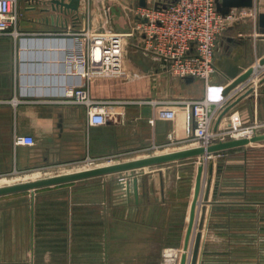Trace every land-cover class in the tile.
<instances>
[{"label":"crops","instance_id":"1","mask_svg":"<svg viewBox=\"0 0 264 264\" xmlns=\"http://www.w3.org/2000/svg\"><path fill=\"white\" fill-rule=\"evenodd\" d=\"M128 1L136 2L132 6L138 0ZM48 2L20 0L26 16L19 28L24 33L0 35V176L153 146H199L188 132L181 101L208 96L215 105L225 98L222 92L231 74L240 75L251 66V77L230 93H239L241 99L217 121L216 129L231 133L264 127V32L257 24L256 7L247 8L248 14L219 37L216 70L207 84L200 78L175 77L153 57H132L129 52L126 79L88 80L86 67L73 58L81 52L75 32L86 26L126 32L133 28L128 27L130 21L125 24L123 14H115L112 25V0H81L80 21L68 14L69 25L61 27L62 14L44 10L51 8ZM257 4L264 11V0ZM258 75L257 85L247 89ZM87 80L95 99H164L176 109V117H158L163 105L123 104L105 124L91 125L84 105L43 101L61 98ZM14 98L20 99L16 105ZM17 134L32 136L35 144H17ZM261 142L213 153L208 199L206 167L191 239L193 246L205 206L197 264H264V166H252L254 148L263 147ZM203 157L187 158L194 165L180 161L137 172L138 192L133 178L127 199L119 197L118 182L108 180L0 196V264H161L166 247H184Z\"/></svg>","mask_w":264,"mask_h":264},{"label":"built area","instance_id":"2","mask_svg":"<svg viewBox=\"0 0 264 264\" xmlns=\"http://www.w3.org/2000/svg\"><path fill=\"white\" fill-rule=\"evenodd\" d=\"M19 5L20 0H0V35L19 36L24 33L19 28ZM246 9V7L233 8L229 14L223 15L217 9L216 0H148L146 7L138 4L132 7L135 20L133 28L129 31L97 32L86 26L87 28L75 32V35L81 39L79 47L81 52L76 53L73 58L86 67L83 74L88 80L101 76L127 77L124 67L126 42L128 38L138 34L139 47L160 61V64L173 76L200 78L208 84L216 70L215 56L219 37L230 23L248 14ZM107 10L109 14V9ZM61 14L65 20L66 15ZM88 80L74 87L61 98H48L43 101L84 105L91 125L105 124L109 116L114 113L115 107L123 104L163 105L157 112L158 117L163 119L176 117V109L166 106L168 103L164 99H95L91 95ZM258 80H260L259 75L251 81L247 89L257 85ZM230 93L215 105H212L213 102L208 96L181 101L186 113L188 132L193 135L199 146H209L219 141L243 135L250 136L254 133L256 127L231 133L216 129L220 113L240 96L239 93L232 95ZM19 102L18 98L12 99L14 105ZM151 122L154 120L152 119ZM15 141L17 144H35V139L30 135L17 134ZM212 156L213 153H210L208 158ZM88 159L93 161L91 157ZM132 181L133 179L129 178L118 181L119 197L127 199L130 196ZM192 247L190 246L188 254L192 252ZM183 252L184 247H166L162 253L161 264H180Z\"/></svg>","mask_w":264,"mask_h":264},{"label":"water","instance_id":"3","mask_svg":"<svg viewBox=\"0 0 264 264\" xmlns=\"http://www.w3.org/2000/svg\"><path fill=\"white\" fill-rule=\"evenodd\" d=\"M259 0H216L217 9L223 14L227 15L230 13V11L233 8H255L256 7V18H257V24L260 28H262V31L264 32V11L260 10L257 2ZM51 5V8H45V11H59L60 13H63L64 15L71 14L73 18L77 21H80V6H81V0H49L48 2ZM137 4L139 6L146 7L148 5V0H138ZM146 21V19H144ZM60 22V23H59ZM58 23L61 25V27H67L68 26V20L64 19L61 20V17L58 18ZM260 64L264 65V57L260 59ZM254 73V67H249L246 71H244L240 75H236V73H232L231 77H233L232 81L225 87L223 90V96H227L233 89H235L237 86L245 82L248 78L251 77V75ZM194 77H188V80H193ZM241 97L237 98L236 100L232 101L230 104L225 107V109L220 113L218 120L220 121L222 117L230 110L232 106L235 105V103L240 100ZM264 141V132L262 133H253L252 135H243L236 138L227 139L225 141H219L216 143H213L209 146H196V147H190L185 149H179V150H172L165 153L160 154H154L151 156L146 157H139L135 159H130L122 162H116L109 165H103L99 167H95L92 169H84L80 171L65 173V174H59V175H53L49 177H43L36 180H29L24 182H19L15 184H9L0 186V196L14 193L18 191L23 190H32L34 191L36 188L44 187V186H50L55 184H61L65 182L75 181L78 179L88 178L92 176H99V175H105L120 171H126L131 170L135 168H140L144 166H150L155 164H161V163H167L172 162L176 160L186 159L198 155H205L203 157L201 164L198 166V172L196 177V183H195V190H194V196L193 200L191 202L190 207V214H189V221L188 226L186 230V236L184 241V252L181 256L180 264H187L188 263V251L190 250L191 246V239L192 235L194 233V228L196 225V216L198 211V205L200 203V199L202 196V188L204 183V172L206 170V167L208 168L209 175L207 177V188L205 191L204 199H208V193L210 190V185L212 183V174L214 169V159L212 157H209L210 153H214L217 151H222L229 148H234L238 146L247 145L249 143L254 142H261ZM134 191L135 194L138 192V179L134 178ZM206 211V207L204 206L202 208V217L199 223V231L195 233L194 238V244L192 248V255L190 264H197L198 261V255L200 250V243H201V237H202V229L204 224V214Z\"/></svg>","mask_w":264,"mask_h":264},{"label":"rangeland","instance_id":"4","mask_svg":"<svg viewBox=\"0 0 264 264\" xmlns=\"http://www.w3.org/2000/svg\"><path fill=\"white\" fill-rule=\"evenodd\" d=\"M135 1H137V0H135ZM112 3H113L112 13H111L112 14V19H111L112 25H113V20H115L114 19L115 14H117L116 17H118V15L121 13L124 16L123 20L125 21V24L129 23V21H130V23L128 24V27H132L134 25V20H135V18L133 16L132 7H134L136 5L131 6V3L136 4V2H130L128 0H112ZM21 6H22V4L20 3V5H19V7H20L19 26L20 27H21V20L23 18H25V16H26V15H23ZM109 17H111V15H109ZM96 31L97 32H105V31L107 32V31H109V29H103L100 31L96 30ZM135 38L136 37L133 36V37H130L127 39V42H126V43H128L127 48H126L127 53L129 52V55L132 57H133V55H135L136 57H138V56L152 57V55L145 53L143 50L136 49L137 48L136 47L137 46L136 45L137 44L136 39H139L140 37L137 34V38L136 39ZM254 71H255V69H254ZM124 78L126 79V77H124ZM262 132H264L263 126L256 127V129H254V133H262ZM195 144H196V140H195ZM260 144L264 145V141H262ZM177 148H178L177 146H171V147L170 146H166V147L153 146V147H148V148L142 149L140 151L120 155L117 157L98 158V159L91 157V158H93V161H90L87 157V158H84L82 160H78V161H74V162H68V163H64V164H56V165L48 166V167H39V168L34 169L32 171H29L27 173H20V174L10 173L8 175L0 176V186L15 184V183L29 181V180H36V179H40L43 177H49V175L53 176V175L61 174V173H70V171H73V170H76V171L84 170L85 168H89V167H93V166H97V165H106V164H112L115 162L126 161V160L135 159V158L144 157V156H149V155H153V154H157V153H161V152L163 153L166 151L177 150ZM254 149H255L254 154L252 156L253 157L252 166L256 167V168L257 167H259V168L263 167L264 166V146L261 148H254ZM194 157H196V156H194ZM197 160H199V159H196L195 162ZM180 161H191L192 162L193 159L187 160V158H186V159L176 160L172 163L167 162V163L155 164V165H150V166H144V167L135 168V169L126 170V171H120V172H115V173H110V174H105V175L92 176V177H88V178L78 179L75 181L65 182L62 184L70 185V184H76V183L77 184L89 183L91 185H102V181H104V180H108L111 182H114V181L118 182L123 178H129V179L135 178V174L137 172L146 173L145 171H149L152 169L153 170L154 169H161L163 167H166V166L174 164V163H178ZM201 162H202V159H201ZM194 164L195 163H193V165ZM33 174H37V175L35 176ZM33 178H35V179H33ZM206 181H207V179L205 180V183H206ZM56 185H61V184H55L52 186L40 187V188H36V190L37 189L42 190V189H46V188H52V187H55ZM28 191H31V190H23V191H18L15 193H28Z\"/></svg>","mask_w":264,"mask_h":264},{"label":"bare ground","instance_id":"5","mask_svg":"<svg viewBox=\"0 0 264 264\" xmlns=\"http://www.w3.org/2000/svg\"><path fill=\"white\" fill-rule=\"evenodd\" d=\"M196 147V146H195ZM165 153V152H164ZM160 154V153H159ZM154 155V154H153ZM151 156V155H150ZM146 157V156H144ZM122 162V161H120ZM116 163V162H115ZM106 165H109V164H106ZM99 166H103V165H97V166H93V167H89V168H85V169H92V168H95V167H99ZM76 170H73V171H70V172H75ZM80 171V170H79ZM61 174H65V173H61ZM56 175H59V174H56ZM52 176V175H51ZM206 184H207V181H206Z\"/></svg>","mask_w":264,"mask_h":264}]
</instances>
